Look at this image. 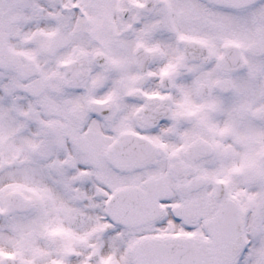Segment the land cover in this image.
Listing matches in <instances>:
<instances>
[{
	"label": "snow or ice",
	"instance_id": "obj_1",
	"mask_svg": "<svg viewBox=\"0 0 264 264\" xmlns=\"http://www.w3.org/2000/svg\"><path fill=\"white\" fill-rule=\"evenodd\" d=\"M0 264H264V0H0Z\"/></svg>",
	"mask_w": 264,
	"mask_h": 264
}]
</instances>
